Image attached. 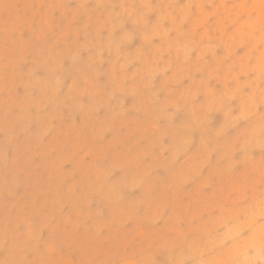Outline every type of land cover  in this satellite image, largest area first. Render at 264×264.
I'll return each instance as SVG.
<instances>
[{
	"label": "rangeland",
	"instance_id": "1",
	"mask_svg": "<svg viewBox=\"0 0 264 264\" xmlns=\"http://www.w3.org/2000/svg\"><path fill=\"white\" fill-rule=\"evenodd\" d=\"M0 264H264V0H0Z\"/></svg>",
	"mask_w": 264,
	"mask_h": 264
}]
</instances>
